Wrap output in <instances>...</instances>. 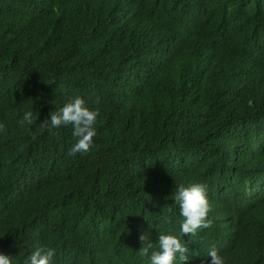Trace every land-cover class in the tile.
<instances>
[{
	"label": "trees",
	"instance_id": "1",
	"mask_svg": "<svg viewBox=\"0 0 264 264\" xmlns=\"http://www.w3.org/2000/svg\"><path fill=\"white\" fill-rule=\"evenodd\" d=\"M76 96L100 114L72 156V125L39 124ZM251 98L264 105V0H0V253L150 264L144 232L184 241L181 264L213 247L264 264V148L250 132L241 150L248 124L229 120ZM194 183L212 225L190 238L172 198Z\"/></svg>",
	"mask_w": 264,
	"mask_h": 264
},
{
	"label": "clouds",
	"instance_id": "2",
	"mask_svg": "<svg viewBox=\"0 0 264 264\" xmlns=\"http://www.w3.org/2000/svg\"><path fill=\"white\" fill-rule=\"evenodd\" d=\"M245 112V113H244ZM100 114L99 108L90 109L86 106V101L76 96L70 98L69 101L57 112H51L50 119H45L39 124L41 129L51 130L53 128H60L62 125H72L73 137L77 138V142L70 149L69 155L74 156L77 153H87L92 144L93 138L96 136V129L94 127L97 117ZM33 117L32 111L24 113L20 124L23 126L33 125L36 120ZM229 120L240 124H248V134L244 135L239 141L240 148L243 150L251 143L250 132L255 138L253 147L264 148V105L257 100L251 98L243 107L239 114L229 117ZM251 125V130L250 126ZM5 125L0 123V132L5 131ZM206 185L194 183L189 186L180 184L177 191L172 198L174 206L179 205L180 215L184 217L181 224L180 232L190 238L195 236L198 229H207L212 225V221L208 219V213L211 205L206 195ZM136 211L140 213L138 205H134ZM171 208L168 212H171ZM144 215V214H143ZM165 223H170V217L165 216ZM146 222V221H145ZM139 241L144 242V246L140 248L139 254L141 256H148L150 253V264H181L190 259L187 253L189 248L187 244L171 234H160L158 236V248H154L153 242L142 232ZM210 261L208 264H224V258L218 254L215 247L208 251ZM55 249L47 247H36L35 250L28 255L23 264H53V257ZM0 264H12L10 256L0 253Z\"/></svg>",
	"mask_w": 264,
	"mask_h": 264
}]
</instances>
